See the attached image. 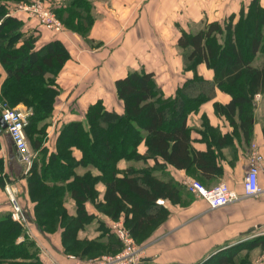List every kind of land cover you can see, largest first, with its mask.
<instances>
[{"label": "trees", "instance_id": "trees-1", "mask_svg": "<svg viewBox=\"0 0 264 264\" xmlns=\"http://www.w3.org/2000/svg\"><path fill=\"white\" fill-rule=\"evenodd\" d=\"M24 1L30 0H0V65L6 73L0 101L11 107L22 103L29 110L25 132L37 155L26 179L35 222L47 231L62 227L66 253L90 258L119 251L122 245L117 239L113 244L110 237L105 243L78 238L79 230L95 217L86 208V202L91 201L111 219H122L142 244L169 215V209L158 200L176 202L183 185L173 177L159 176L154 166L121 169L118 162L154 159L157 167L170 164L199 180L213 178L221 167L212 143L221 145L230 135L216 134L217 129L205 123L209 147L196 149L188 117L213 99L217 90L228 93L230 99L214 103L216 114L229 120L233 134L241 133L247 142L251 140L256 96H264V5L261 0H250L223 20H205L195 30L181 29L177 46L183 68L193 74L175 95H165L154 71L130 69L115 80L123 111L109 109L102 99L96 100L87 107L83 119L61 125L52 149L45 136L61 92L57 77L71 53L58 38L37 46L38 36L26 31L24 21L13 14L14 7ZM52 9L66 31L87 38L95 21L91 0H66ZM200 64L213 70V78L199 72ZM141 143L146 146L142 153ZM75 149L81 151L80 158ZM3 164L0 157V187L7 181ZM98 183L105 186L102 199ZM67 194L76 205L72 217L63 209ZM100 226L108 233L109 225L102 221ZM22 231L11 212L0 217V264H41L32 240L17 241ZM104 248L107 250L96 253ZM243 248L263 251L264 233L219 249L198 264H251L239 255ZM19 255L23 259H17Z\"/></svg>", "mask_w": 264, "mask_h": 264}, {"label": "crops", "instance_id": "crops-1", "mask_svg": "<svg viewBox=\"0 0 264 264\" xmlns=\"http://www.w3.org/2000/svg\"><path fill=\"white\" fill-rule=\"evenodd\" d=\"M54 1L56 2L52 7L64 5L66 0ZM91 2L95 21L87 38L76 32L58 33L45 26H38L36 20L30 18L28 13L18 10L19 4L25 1L19 2L13 10V14L24 21L25 30L34 31L38 36L37 46L58 38L63 40L70 50L71 57L57 77L61 92L54 110L56 116L61 112L60 117L66 121L83 119L87 107L98 99H102L107 108L122 112L123 102L117 96L115 80L124 76L130 69L144 68L154 71L165 95H175L177 88L193 74L192 71L183 68V58L178 51L177 41L181 29L195 30L205 20H223L232 13H238L250 0H91ZM45 3L50 6V3ZM261 3L264 5V0H261ZM198 70L204 77L213 78V70L204 64H200ZM1 73L0 85L6 76L3 69ZM259 98L264 100L262 95L256 96V100ZM229 99L228 93L217 90L213 99L204 102L198 111L189 114L188 122L192 127V144L199 150L208 149L210 143L205 137V123L217 129L216 134L230 135L221 145L212 143L216 163L221 167L220 172L213 178L200 180L208 187L224 181L242 194L251 142L258 143L264 151V109L261 107L260 111L255 110L253 135L247 142L241 133H232L233 126L225 116L215 112V102L226 103ZM258 106L257 101L256 108ZM5 130H2L0 137L3 138V150L5 149L8 155L7 166L10 170L18 169L16 172L19 173L21 166L18 168V165L22 160L19 159L17 149ZM57 132L53 133V138L54 136L56 138ZM208 138L211 139L210 136ZM145 150V144L141 143L139 151L142 153ZM74 154L80 158L82 153L75 149ZM146 165L154 166L159 176L173 177L181 183L184 178L193 177L186 170L177 169L170 164L157 167L154 159L139 161L121 159L118 162L121 169L127 166L140 168ZM259 180L264 186L262 174ZM22 182L16 185L6 184L12 194L13 190H17L28 220V224L22 227L23 231L17 237V241L26 238L32 240L36 248L35 257L41 264H52L49 259L51 256L64 264H70L71 259L68 255L72 253L64 251L63 228L47 231L36 224L34 202L29 195L27 180L23 178ZM98 185L102 199L105 186L103 183ZM163 205L169 209V215L150 238L142 243L145 258L140 264H196L219 249L238 243L248 236H255L258 232H264V194L259 197L242 196L228 205L211 208L205 199L189 193L183 186L176 202L164 199ZM67 206L71 213L76 212L73 198L67 201ZM86 208L89 213L95 214V217L79 230L78 236L89 240L98 239L105 243L107 237L100 225L102 221L109 225L113 219L96 208L91 201L86 202ZM10 210L8 201L3 199L0 202V217ZM114 237L117 239L115 235ZM106 250L107 248L97 250V253ZM17 259L23 258L19 255Z\"/></svg>", "mask_w": 264, "mask_h": 264}, {"label": "built area", "instance_id": "built-area-1", "mask_svg": "<svg viewBox=\"0 0 264 264\" xmlns=\"http://www.w3.org/2000/svg\"><path fill=\"white\" fill-rule=\"evenodd\" d=\"M18 10L25 11L30 18H34L39 24L54 32H66L63 21L44 1L33 0L31 3H20ZM28 114L29 110L27 107L18 108L8 106L3 107L1 110V116L7 123L6 130L14 146L22 154L21 160H28L30 162L31 155L29 153V144L25 132ZM261 174L264 176V151L258 143L252 141L250 144L249 165L243 178L244 193L240 194L224 181L208 187L201 180L192 176L184 178L182 185L189 193L205 199L211 208H217L233 203L242 196L259 197L264 194V186L259 180ZM6 192L9 194L10 201L13 202V209L10 211L12 219L22 226L27 225L28 220L22 205L15 200L11 190L7 186ZM158 202L163 203L164 200L159 199ZM109 226L112 233L115 234L122 245L119 251L104 253L90 258L69 254L68 257L71 259L70 264H140L145 258L144 249L124 225L123 220H111ZM27 232L31 236V233L29 231ZM49 259L52 264H64L53 256L49 257Z\"/></svg>", "mask_w": 264, "mask_h": 264}, {"label": "rangeland", "instance_id": "rangeland-1", "mask_svg": "<svg viewBox=\"0 0 264 264\" xmlns=\"http://www.w3.org/2000/svg\"><path fill=\"white\" fill-rule=\"evenodd\" d=\"M41 1H45V2H47V3H50V6L52 7L53 6V4L56 2V1H54V0H41ZM26 2H28V3H31V2H33V0H30V1H26ZM14 9H15V7H14ZM13 9V10H14ZM14 12V11H13ZM36 24H37V22H36ZM178 51L180 52V49H178ZM1 69H3L2 68V66L0 65V71H1ZM4 70V69H3ZM5 71V70H4ZM1 75H2V73H1ZM5 78V77H4ZM1 80V79H0ZM4 80V79H3ZM3 80H2V82H3ZM1 82V83H2ZM0 87H1V85H0ZM258 104H259V106H258V108H255V110L257 109V110H259L260 111V109H261V107L264 109V100L262 99V98H259L258 100ZM20 105L22 106V105H24V104H22V103H19L18 105H16L15 107H18V108H20ZM0 106H3V107H11L10 105H8L6 102H3V101H0ZM62 111V110H61ZM58 116V117H57ZM56 116V114L54 113V115H53V120H52V122L48 125V127H47V134H46V136H45V142L46 141H48L47 142V144L50 146V147H53L54 146V144H55V136H54V138H53V133H56L59 129H60V127H61V125L66 121L65 119H63L62 117H60L61 116V112L58 114ZM60 117V118H59ZM5 131H7V130H5ZM27 140H28V144H29V153H30V155H31V161L29 162L28 160L27 161H21L20 162V164L18 165V168L20 167V171L21 172H16L18 169H13V170H10L9 169V167L7 166V161H8V155L6 154V151H5V149L3 150V138H2V136L0 137V157L2 158V160H3V165H4V170H3V172L6 174V176H5V178H7V181L5 182V186H6V184L8 185V183H12V185H16L17 183H23L22 182V180H23V178L24 179H26V176L28 175V172H29V169L31 168V166H32V164H33V161L35 160V157H36V155H37V151L36 150H34V148L32 147V145H31V142H30V140L27 138ZM12 169V168H11ZM15 172H16V174H15ZM1 175V174H0ZM194 177V176H193ZM27 180V179H26ZM27 183V182H26ZM99 184V183H98ZM97 184V188H98V190H99V185ZM16 193H15V192ZM100 191V190H99ZM0 194H1V196H0V202L1 201H3V199H6L7 201H8V204L10 205V209L12 210L13 209V202L12 201H10V199H9V194L6 192V187H2V189L0 190ZM13 197L15 198V200L16 201H18L19 203H20V196L19 195H17V190H13ZM69 199H72L68 194L66 195V197H65V201H64V206H63V209H65L66 210V213H67V215L68 216H74V215H76V212L73 214V213H71L70 211H69V209H68V206H67V201L69 200ZM21 204V203H20ZM22 205V204H21ZM33 205H34V203H33ZM75 207H76V205H75ZM10 210V211H11ZM163 223V222H162ZM161 223V224H162ZM37 224V223H36ZM160 224V225H161ZM159 225V226H160ZM22 226V225H21ZM159 226H157L156 228H155V230L159 227ZM23 227V226H22ZM154 230V231H155ZM153 231V232H154ZM106 232H108V233H106V237L108 238V237H110L109 239L112 241V243L113 244H115V241H114V233H112V230L110 231V229H109V226H108V228H107V231ZM261 232H258L257 233V235L258 234H260ZM109 234V235H108ZM111 235V236H110ZM253 235V234H252ZM151 236V235H150ZM150 236H149V238H150ZM252 237H254V235L253 236H248L247 238L248 239H251ZM78 238L82 241H84L85 239H87V238H83V237H79L78 236ZM149 238H147V239H149ZM146 241V240H145ZM144 241V242H145ZM84 243V242H83ZM140 244V243H139ZM81 245H83V244H81ZM140 245H142V244H140ZM97 253V252H96ZM97 254H99V252L97 253ZM239 255L241 256V257H247V259H249V261L251 262V264H261V263H263L264 262V250L262 251L261 249H259V248H254V249H240V251H239ZM196 264H198V262L196 263Z\"/></svg>", "mask_w": 264, "mask_h": 264}, {"label": "water", "instance_id": "water-1", "mask_svg": "<svg viewBox=\"0 0 264 264\" xmlns=\"http://www.w3.org/2000/svg\"><path fill=\"white\" fill-rule=\"evenodd\" d=\"M6 128H7V123L5 122V120L3 119V117L0 115V129L2 131V130H5ZM16 153H17L19 159H22L21 152L19 150H16Z\"/></svg>", "mask_w": 264, "mask_h": 264}]
</instances>
